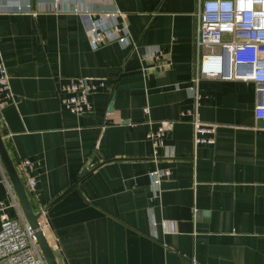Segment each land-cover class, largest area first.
I'll list each match as a JSON object with an SVG mask.
<instances>
[{
  "label": "crops",
  "instance_id": "0c3cea01",
  "mask_svg": "<svg viewBox=\"0 0 264 264\" xmlns=\"http://www.w3.org/2000/svg\"><path fill=\"white\" fill-rule=\"evenodd\" d=\"M53 1L34 0L35 17L0 14V57L14 96L0 110V135L16 171L21 159L35 162L29 201L34 213L46 210L57 264H264L256 84L199 82V118L217 126L213 145H195L183 115L193 107L196 0H62L120 12L112 24L126 28L130 45L99 49L90 47L87 20L49 12ZM153 48L161 55L145 59ZM79 76L105 88L74 115L61 89ZM148 122L170 124L156 158ZM155 169L170 170L157 192ZM7 182L0 161V227L2 214L22 213Z\"/></svg>",
  "mask_w": 264,
  "mask_h": 264
},
{
  "label": "built area",
  "instance_id": "2783aa9c",
  "mask_svg": "<svg viewBox=\"0 0 264 264\" xmlns=\"http://www.w3.org/2000/svg\"><path fill=\"white\" fill-rule=\"evenodd\" d=\"M194 26L195 68L189 86L193 107L183 112L190 117L195 145H213L216 125L205 123L199 118V94L197 86L203 79L237 80L256 84L258 101L255 105V117L264 120V0H196ZM54 14L73 13L88 22L89 44L92 49H99L111 43L121 46L130 45L126 28H116L112 24L117 10L94 11L86 7L70 5L62 0L51 3ZM0 14H25L35 17L38 14L34 0H0ZM158 48L146 51L145 59L159 57ZM103 80L88 76L67 79L61 89V104L66 111L81 115L90 110L89 97L103 90ZM14 102L9 77L0 57V110ZM148 115V108L143 109ZM150 127L146 134L153 147V157L164 149V136L169 130L168 122H148ZM166 157L172 152L167 149ZM35 162L21 159L17 174L29 197L37 196V179L34 173ZM170 175L169 169H155L149 173L154 191L164 178ZM7 194L14 206L19 208L11 184L7 182ZM39 228L45 235L48 228L45 208H40ZM0 261L7 264H46L37 245L34 231L30 228L23 214L9 218L1 215L0 227Z\"/></svg>",
  "mask_w": 264,
  "mask_h": 264
},
{
  "label": "water",
  "instance_id": "95a60500",
  "mask_svg": "<svg viewBox=\"0 0 264 264\" xmlns=\"http://www.w3.org/2000/svg\"><path fill=\"white\" fill-rule=\"evenodd\" d=\"M0 161L5 169L8 179L11 183L12 189L16 195L18 203L20 205L22 214L27 221L30 228L34 231V236L36 237L37 245L40 249L42 257L46 264H57L55 256L52 252L51 247L47 241L46 236L43 234L42 230L39 228L38 219L40 217L39 213H34L30 201L25 192L24 186L18 177L16 169L7 153L4 142L0 135ZM86 172L84 170L83 174Z\"/></svg>",
  "mask_w": 264,
  "mask_h": 264
}]
</instances>
